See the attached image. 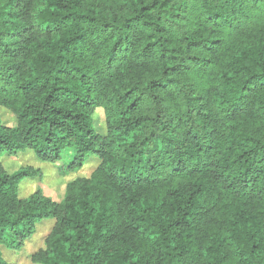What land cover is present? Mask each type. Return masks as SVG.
Segmentation results:
<instances>
[{
	"label": "clouds",
	"instance_id": "obj_1",
	"mask_svg": "<svg viewBox=\"0 0 264 264\" xmlns=\"http://www.w3.org/2000/svg\"><path fill=\"white\" fill-rule=\"evenodd\" d=\"M52 2L0 0V106L15 112L0 116L8 144L0 150L40 151L74 177L59 199L63 223L35 264H264V174L254 182L247 171L264 169V0H170L131 28L128 17L157 0H85L107 28L78 21L76 0L41 11ZM66 12L61 31L47 35ZM33 24L39 32L11 35ZM13 64L22 65L14 75ZM51 65L81 69L58 117L42 103ZM75 96L93 106H73ZM33 116L55 122L37 131ZM46 199L21 201L12 172L0 168V229L46 217Z\"/></svg>",
	"mask_w": 264,
	"mask_h": 264
},
{
	"label": "trees",
	"instance_id": "obj_2",
	"mask_svg": "<svg viewBox=\"0 0 264 264\" xmlns=\"http://www.w3.org/2000/svg\"><path fill=\"white\" fill-rule=\"evenodd\" d=\"M84 2H85V0H76V8L78 9V12L76 14V19L78 21L87 20L90 23H95L99 19L104 28L109 27L111 21L99 17L98 9H92V8H88V7L82 8L81 5ZM169 6H170V0H163L162 3L160 2V0H157V3L155 5L144 3L140 7L138 14H134V15H131L128 17V23L125 25V27L131 28L134 24H136L140 21L141 16H145L148 13H150L153 10V7L168 8ZM65 7H66V5H63L62 0H54V2L51 3L50 9L44 7V5L42 4L41 5V11L42 12H48L50 10L52 13H56L57 8H65ZM10 15H14V14H10ZM72 15H73L72 13L66 12L62 16H60L58 19H56L54 21V23L49 24L47 29L45 30L47 35L53 36L54 33L60 32L62 27L69 21V18ZM173 15H174L176 20H181L183 18L179 11H177L176 13H173ZM213 15L216 18H220L223 15V13L220 11H217ZM157 18L162 19L163 17L158 16ZM211 18L212 17H209V19H211ZM144 23L148 24L149 22L147 20H144ZM40 29H41L40 24H33L30 27L24 28L23 32H15V33H11V35H15L17 37H23L25 33H29V32L36 33V32H39ZM158 31L163 32V31H165V29L163 27H161L158 29ZM76 39L82 40L83 34H81L79 37H76ZM124 39H128V38L125 37ZM152 43L153 42L150 41L149 46H151ZM200 43H201V41H199V40L193 41V44L198 45ZM120 44H121V40L116 39V44L113 46L114 52L117 51V46H119ZM125 47H127V45H125ZM60 48L63 51H68L69 45L67 43H63L60 45ZM4 51H5V55H10L13 57H15L18 54L17 52L13 51L11 48H8V47H5ZM21 67H22V65H15V64L10 65L9 66V72L14 75L15 72L20 71ZM171 67L175 68L174 65H171ZM79 71H81V69L79 67H76V66L56 68L55 65H51L50 76H49V79L46 81V83L48 84V86L50 87L51 90L49 91L47 88H45L42 91V103L46 106L45 110H47V106H49V105L51 106V109H52L51 116L58 117V116H61L64 114V109L62 107H60V105L67 104L69 102L70 94H73L75 91V89L73 88L74 73L79 72ZM84 75L86 76L87 74L85 73ZM64 77H68L70 79L65 81L63 79ZM29 83L32 84L31 81ZM35 86L36 85L33 84V87H35ZM24 87H27V86H24ZM89 91H91V89H89ZM38 99H40V97H38ZM71 103L73 106L80 105L83 108H89V107L93 106L92 101L90 99H85L82 96H75V98L71 100ZM132 103L135 104V101H132ZM0 107H3V106H0ZM4 108H6V107H4ZM6 109H8V108H6ZM99 109H102L104 111L103 108L98 107L97 110H99ZM8 110L11 111L15 115L14 110H12V109H8ZM74 115L79 116V115H82V113H72V112L67 113L68 117H72ZM104 116H105V112H104ZM105 119H106V116H105ZM54 122H55L54 120H49L48 117H45V119L41 120L39 117L33 116L30 119V124H35L37 126V131H42L43 127L46 123H54ZM32 131H33V128L30 126L28 128V132L32 133ZM129 139L131 141V140H133V137L130 136ZM0 143H3L6 148L8 147V144L6 141H0ZM17 147H19L22 151L23 150V143H21ZM212 147H213L212 145H209L208 146L209 150ZM32 152L34 153V155L37 157V159L40 162L56 165L57 171L59 172V174H61L63 176H69V177L72 175L68 172V170L62 165V163L59 160L47 158L46 156L41 155L40 151H32ZM5 154L13 155L11 153V150H9L8 152H3L2 150H0V168H6L4 166L2 159H1L3 157V155H5ZM261 162L264 163V158H262ZM86 166H87V163H85L84 168ZM154 167L155 166H153V168ZM82 170H83V168L81 169V171ZM247 171H248V173H254V175L252 176V179L254 182L259 178L260 175L264 174V169L253 168L251 166L249 167V169ZM12 174H13V182H14L15 187H16V192L19 195L21 201H24L26 198L31 200L32 197H39V196L43 195L44 197L47 198L45 201H43V203H45L46 205H51V207L48 209L46 217L44 216V214H34L36 217L35 219H32L30 217L26 226L23 229L17 228L15 231H12L11 229H0V264H12L10 261L6 260L5 257L3 256V252L1 249L2 246H5V247L11 248V249L21 248L24 245L25 241L35 234V232L37 230V225L39 223H41L43 220L54 219V223H53L51 229L48 231V233L44 239V244H45L49 239H51L54 235H56V232L58 230V225L60 223H63L62 220L58 221L56 219L58 216L59 200H55L51 196L46 195L44 193V191L40 188L37 189L32 194L26 196V197H22L19 194L20 185L26 179L42 177L43 171L40 167L27 165V166L20 167L19 169L13 171ZM193 174L198 175L199 170L194 168ZM220 175H223V173H221ZM5 186H8L7 181H5ZM67 186H68V183L66 184L65 190H66ZM11 223L13 225H15L17 223V221H12ZM176 223L181 224V223H183V221L177 220ZM250 223L251 222L249 221V225H250ZM137 227H139V226H137ZM240 227L243 228V224H241ZM9 232H11V235H8ZM71 239H72V236L70 234L64 238V244H65V246L69 247V250H70L71 246L69 245L68 242L71 241ZM253 248L258 249L259 245L254 244ZM42 251H43V248L41 247L32 254V261L34 263H35L36 258L38 257V255Z\"/></svg>",
	"mask_w": 264,
	"mask_h": 264
},
{
	"label": "rangeland",
	"instance_id": "obj_3",
	"mask_svg": "<svg viewBox=\"0 0 264 264\" xmlns=\"http://www.w3.org/2000/svg\"><path fill=\"white\" fill-rule=\"evenodd\" d=\"M97 111L99 113V121L103 122L105 120L104 111L102 109ZM0 116H3L6 120H11L15 115L8 109L0 107ZM1 159L4 166L11 172L27 165L40 167L42 169V177L29 178L21 183L19 194L22 197H26L40 188L46 195L51 196L55 200H59L61 194L65 191L66 184L74 178L73 175L69 177L59 174L56 165L40 162L32 151L23 153V155L5 154ZM87 167L88 164L85 168ZM53 223L54 219L43 220L39 223L35 234L27 239L21 248L11 249L2 246L1 249L5 259L12 264H35L32 261V254L42 247L44 239Z\"/></svg>",
	"mask_w": 264,
	"mask_h": 264
}]
</instances>
